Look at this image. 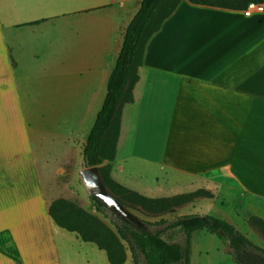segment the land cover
Returning <instances> with one entry per match:
<instances>
[{"label": "crops", "instance_id": "1", "mask_svg": "<svg viewBox=\"0 0 264 264\" xmlns=\"http://www.w3.org/2000/svg\"><path fill=\"white\" fill-rule=\"evenodd\" d=\"M140 2L0 0V264H65L64 234L48 214L51 186L85 144ZM137 74L111 178L148 197L206 190L211 196L174 213L219 207L217 218L246 223L251 236L246 218L264 220V12L180 0L148 40ZM39 110L41 157L53 161L45 169ZM213 234L240 264L223 233Z\"/></svg>", "mask_w": 264, "mask_h": 264}, {"label": "trees", "instance_id": "2", "mask_svg": "<svg viewBox=\"0 0 264 264\" xmlns=\"http://www.w3.org/2000/svg\"><path fill=\"white\" fill-rule=\"evenodd\" d=\"M179 1L141 0L139 9L124 33L121 49L108 79L103 104L82 148L85 167L98 166L106 160V164L99 167L103 182L127 209H137L146 217L155 220L139 218V225L135 227L117 217L120 223L112 230L94 215L63 198L54 199L48 207V214L57 226L75 233L82 241L94 243L98 249L105 252L109 264H123L127 249L131 253L133 264H138L139 257L144 264H191L192 234L199 229H206L211 233L222 232L235 251L240 264H247V250L264 254V248L254 244L234 225L223 219L208 214L160 217L164 213H173L176 207L196 197L211 196L210 192L198 189L168 197H148L118 184L110 176V162L114 159L116 151L122 107L133 101L132 91L138 80L137 70L142 64L145 46L153 33L174 11ZM188 1L238 10L244 9L251 1L264 2V0ZM90 199L97 210L101 212L108 210L94 196H90ZM248 221L264 236V220L250 215ZM260 260L264 264V259Z\"/></svg>", "mask_w": 264, "mask_h": 264}, {"label": "rangeland", "instance_id": "3", "mask_svg": "<svg viewBox=\"0 0 264 264\" xmlns=\"http://www.w3.org/2000/svg\"><path fill=\"white\" fill-rule=\"evenodd\" d=\"M44 114H46L45 111H41V110L38 111V121H39L38 141H39V146L41 145L43 148L42 150L39 149L38 151L39 157L37 158V161L41 169H45V162L47 164L46 167H52L51 164L53 162L50 159H44L41 157V155L47 154V146H48L46 142L47 141V131L45 129L46 125L42 121L43 120L42 117L44 116ZM72 127L73 126L69 127L71 128L70 130H75V131L77 130ZM73 154L74 153H72V155ZM76 157H77L76 159L71 158L68 162L64 164L65 172L63 173V175L55 176L51 186L54 188V192H53L54 199L63 198L65 200L70 201L76 206L81 207L84 211L97 217L101 222H103L112 230H115L114 229L115 225L120 223L117 216L114 215L109 209L104 210L102 212L97 210L95 208V204L90 199V196L93 195H91L87 191L83 183V179L80 173L81 169L85 167L83 164V160L81 159L82 150L77 151ZM104 164H106V160L98 164V167H101ZM176 208L174 209V212L176 211ZM219 209H220L219 207H214V208L204 207L202 211L204 213H206V211H209L208 215L211 216L213 215L215 217ZM128 210L140 219L155 220V218L146 217L137 209L128 208ZM174 212L164 213L160 217L172 218L181 213H188V214L201 213V211L196 212V210H191L190 208H183L178 210L176 213ZM248 218L249 217H247L246 220L252 229L251 236L246 234L248 227L246 223L238 224V227L236 229L239 232H241L243 235H245L247 238L249 237V239L254 244H256L261 248H264V236L260 233L257 227L249 223ZM55 228H57L60 234H64L63 237L57 239V245L61 249L60 255L65 264H109L105 252L98 249L94 244L84 243L82 241H75L73 237L74 235L72 233H69L64 229L58 227ZM197 232L199 233H197L194 239V245L191 255V264H233L231 263V258L229 253L220 250L226 246L222 238L217 237L215 234L210 233L205 229H201ZM216 248H218L220 251H215ZM204 251H207L208 253L205 254ZM85 258L88 259V262H86ZM246 258H247V264H262L260 259L261 258L264 259V254L255 250H247ZM123 264H133V259L128 249L126 250V259ZM138 264H144L141 257H139L138 259Z\"/></svg>", "mask_w": 264, "mask_h": 264}, {"label": "water", "instance_id": "4", "mask_svg": "<svg viewBox=\"0 0 264 264\" xmlns=\"http://www.w3.org/2000/svg\"><path fill=\"white\" fill-rule=\"evenodd\" d=\"M87 191L106 206L114 215L135 227L139 218L131 213L107 188L97 165L84 167L80 171Z\"/></svg>", "mask_w": 264, "mask_h": 264}, {"label": "built area", "instance_id": "5", "mask_svg": "<svg viewBox=\"0 0 264 264\" xmlns=\"http://www.w3.org/2000/svg\"><path fill=\"white\" fill-rule=\"evenodd\" d=\"M243 12L246 16H251L254 13L264 12V2H248Z\"/></svg>", "mask_w": 264, "mask_h": 264}]
</instances>
